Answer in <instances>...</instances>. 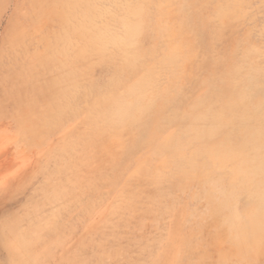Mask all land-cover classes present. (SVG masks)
<instances>
[{
	"label": "rangeland",
	"instance_id": "374dc122",
	"mask_svg": "<svg viewBox=\"0 0 264 264\" xmlns=\"http://www.w3.org/2000/svg\"><path fill=\"white\" fill-rule=\"evenodd\" d=\"M48 3L0 86V264H264V0Z\"/></svg>",
	"mask_w": 264,
	"mask_h": 264
},
{
	"label": "bare ground",
	"instance_id": "6f19581e",
	"mask_svg": "<svg viewBox=\"0 0 264 264\" xmlns=\"http://www.w3.org/2000/svg\"><path fill=\"white\" fill-rule=\"evenodd\" d=\"M48 5H49L48 0H31L30 9L27 10L26 12L24 11L22 13V17H21L22 21H13L12 22L14 25V28L11 32L8 33V36H7L9 38V46L6 48L5 52L2 53L1 59H0V86L3 87V91L6 90L7 94H8V90H9L10 86H13V88H14L15 86L17 87L18 85H20V86L24 85V87L26 85H28L27 81L24 79L25 78L24 74L26 75V73L30 70V68L28 66L25 67L24 64L21 63V60H22V53L23 52L29 53V51L31 50L30 45L32 42L28 41L29 36L24 34L22 32V29H20V28H22V25L24 24L23 22H28L29 19H33V18H36L38 16H40V17H38L40 19H41V17L46 16V15L50 16V12L47 13ZM45 8H46V10H45ZM51 16L54 17L53 14H51ZM66 20H67V22L63 21V20H57L56 25L53 27V29L55 28L54 33H52L53 36H64L66 34L67 37L73 36V35L81 37L82 35L85 34V31H83V27L79 26L78 28H75L77 25V24H75V27L73 29L74 24L70 23V18L68 17ZM48 29H49V26H47L44 29V32L48 31ZM95 38L97 39V41H100L99 39L101 37L99 38V36L97 35V36H95ZM97 41H95V42H97ZM38 44H41V38L38 41ZM92 44L93 43H91L90 38H88V39H86L85 43L79 47V50L87 49L88 47H91V49H92V46H93ZM95 44L96 43H94V45ZM95 47H96V45H95ZM96 49H97V47H96ZM3 64H12V65L8 66V65H3ZM85 89H86V87H85ZM17 93L19 94V91H17ZM58 94L53 96L54 99L58 100V98H59ZM63 94L64 95L61 96L62 100L59 98L60 100L57 101L60 104L63 101H69V100H73L76 98V93H74L73 91L69 92V93L64 92ZM59 101H61V102H59ZM59 108H60V106H59ZM259 169H261V168H259ZM263 188L264 187H262V189ZM256 221L257 220L255 219V222ZM260 223H261V221H260ZM262 226H260L259 228H261ZM259 228L257 226V229H259ZM22 252H23L22 249L19 250V253H22ZM24 252H25V250H24Z\"/></svg>",
	"mask_w": 264,
	"mask_h": 264
}]
</instances>
